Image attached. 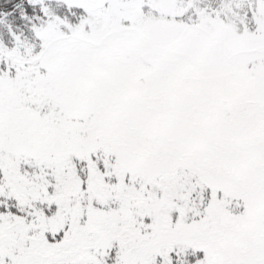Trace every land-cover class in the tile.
I'll return each instance as SVG.
<instances>
[{
	"label": "snow or ice",
	"instance_id": "snow-or-ice-1",
	"mask_svg": "<svg viewBox=\"0 0 264 264\" xmlns=\"http://www.w3.org/2000/svg\"><path fill=\"white\" fill-rule=\"evenodd\" d=\"M0 264H264V0H0Z\"/></svg>",
	"mask_w": 264,
	"mask_h": 264
}]
</instances>
